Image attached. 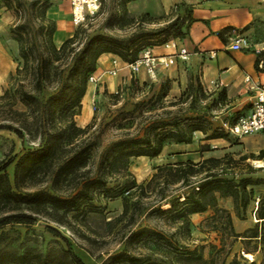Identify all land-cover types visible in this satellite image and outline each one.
I'll list each match as a JSON object with an SVG mask.
<instances>
[{
    "label": "rangeland",
    "instance_id": "374dc122",
    "mask_svg": "<svg viewBox=\"0 0 264 264\" xmlns=\"http://www.w3.org/2000/svg\"><path fill=\"white\" fill-rule=\"evenodd\" d=\"M50 1L52 5L55 3V0ZM10 2L8 6L7 0H0V94L9 91L4 99H0V122H10L11 98L14 108L26 109L15 89L23 83L32 90L31 76L24 70L17 72L18 66L23 67V60L11 28L16 23L28 21L33 34L36 32L37 45L48 52V44L41 40L39 33L44 22L42 6L46 2ZM142 3L151 12L161 6L160 0H144L139 4ZM120 9L121 0H103L100 11L90 15L83 24L76 25L71 20L73 33L83 28L91 33L120 36L136 32L143 35L141 42H148L147 38L152 36L150 42L165 43L178 37L182 21L184 25L190 24V16L184 14L181 17L180 5L174 4L162 15H147L146 12L132 15L129 11L135 22L120 28L112 14L119 13ZM163 27L166 29L156 34V30ZM55 42L61 46L59 37ZM80 44L76 41L70 46ZM121 66L117 75L112 76L109 72L105 75L108 82L89 80L91 86H96L94 96L89 100V88L82 100L81 112L75 116L79 126L91 125L89 132L76 141L89 137L97 141L93 156L81 169L82 173L88 169L96 173L101 169L105 164L102 154L110 141L128 131L136 132L144 122L158 124L159 121L177 120L186 131L191 124H201L208 129L207 132L195 131L193 142L186 147L167 143L162 151L163 157L132 156L128 170L106 173L107 186L96 189L91 200H85L78 210L67 213L63 223L51 216L39 215L32 225L0 227V234L5 233V242L12 241L16 246L35 244L47 251L60 245L67 246L64 238H68L72 249L86 264H250L253 260L255 264H264V236L263 239L250 237L255 232L264 234V225L260 227L254 216L256 207L264 198V167H256L253 162L255 159L264 161V157L261 158L264 156V132L250 134L248 136L252 139H247V136L236 137L228 133L224 127V123L246 110V103H235L225 89L203 80L199 64L190 59L187 62L179 60L177 66L159 70L156 78H151L143 68L130 79L123 61ZM54 75L52 68L51 80L44 90L46 95L54 89ZM164 92L167 95L159 99ZM139 100L147 102L134 108V103ZM91 113L90 121L80 125ZM207 134L215 137L208 139ZM40 144V135L24 130L23 136H19L11 129H0V166L14 158L6 168L13 183L17 159ZM190 161L195 163L194 167ZM209 173L251 182L247 185L248 204L245 209L241 207L239 213L233 197H218L217 200L219 207L232 214L234 230L240 236L233 234L225 212H216L214 207L183 215L185 196L197 191L195 186L200 185ZM33 187L49 189L50 182L43 180ZM51 228L59 230L61 235H55ZM136 230L143 232L131 238V232ZM121 251L138 256L139 261H117L115 256ZM249 251L254 254V259L244 254Z\"/></svg>",
    "mask_w": 264,
    "mask_h": 264
},
{
    "label": "trees",
    "instance_id": "16d2710c",
    "mask_svg": "<svg viewBox=\"0 0 264 264\" xmlns=\"http://www.w3.org/2000/svg\"><path fill=\"white\" fill-rule=\"evenodd\" d=\"M8 6L11 5L10 0ZM19 1V0H17ZM40 2L41 0H37ZM133 0H121L119 13H112L113 19L119 22V27H125L135 22L131 16L128 3ZM41 17L44 21L40 26L41 40L48 44V52L37 45L36 32H32L28 21L16 23L12 28L14 39L17 41L23 67H17V72L24 70L31 76L32 90L21 84L15 89L25 110L14 108L11 98L10 122H0V129L7 128L23 136V131L40 135L41 144L35 149L23 153L16 161L14 168V183L10 179L7 164L0 166V227L8 224H34L39 215H48L63 223L64 216L73 210H78L85 200L93 198L96 189L106 187L108 179L106 173L128 170L132 156H158L167 143H192L195 131L207 132L201 124H191L186 131L180 121L156 124L144 122L136 132L128 131L123 136L110 141L102 154L104 166L96 173L88 169L85 173L81 169L89 163L96 148L97 141L92 137L77 142V138L89 132L91 125L79 126L75 116L81 112L82 100L87 93L90 76L98 69V61L104 53H114L124 60L131 62L148 47L161 44L164 41L141 42L142 34L133 32L129 36L95 32L87 29H76L72 36L64 39L58 47L55 42L57 30L56 20L48 15L52 6L50 0H44ZM147 15L149 13L146 12ZM184 22L179 27L178 37L185 35ZM166 29L163 27L156 30ZM76 41L79 46H70ZM40 46V47H39ZM147 46V47H146ZM59 62L58 64H54ZM55 71L53 91L46 95L44 90L51 80V69ZM225 93V91H224ZM9 91L0 94L4 99ZM167 92L159 95L162 99ZM139 100L134 108L146 103ZM147 120V119H146ZM130 123V122H128ZM127 124V123H126ZM123 124V125H126ZM122 125V127H123ZM171 126V128H168ZM208 139L214 138L207 134ZM264 156H261L263 158ZM191 167L194 162L190 161ZM108 168V169H107ZM109 170L108 172H106ZM195 172L198 171L194 170ZM41 175L39 178H37ZM50 182V188H34L40 181ZM246 180L236 181L227 176L207 174L197 191L185 196V216L204 212L214 207L216 212H225V218L235 236L232 214L218 205V197L231 196L237 212L248 204ZM29 188H25V187ZM174 201H172L173 203ZM239 215V214H238ZM256 223L264 225V198L256 207L254 213ZM55 235L60 231L51 228ZM143 230L131 232L130 237L140 235ZM264 234L255 232L250 237H260ZM67 246L60 245L47 251L39 249L35 244L16 246L13 242H5V233L0 234V264H86L82 257L71 247L70 239L64 238ZM251 252V251H249ZM115 258L128 260L132 263L139 261V257L121 251ZM253 260L250 264H255Z\"/></svg>",
    "mask_w": 264,
    "mask_h": 264
},
{
    "label": "crops",
    "instance_id": "0c3cea01",
    "mask_svg": "<svg viewBox=\"0 0 264 264\" xmlns=\"http://www.w3.org/2000/svg\"><path fill=\"white\" fill-rule=\"evenodd\" d=\"M141 1L144 0L129 2L128 8L132 15L142 12L162 15L171 5H180L181 17L184 14L190 16V24L184 25L185 35L182 37L191 50L190 61L199 64L202 79L207 83L216 85L220 80L224 82L225 85L221 88L235 99V103L245 102L247 111L253 94L249 91L246 76L250 75L264 83V69L258 66L260 58L264 57V51L257 53L255 50L264 47V0H160L161 6L156 12L149 11L144 3L139 4ZM71 10L70 0H55L48 11V15L57 23L55 41L57 37L61 39L58 44H62L64 39L73 35L74 29L70 24ZM238 35L245 36L246 43L244 48L235 50L232 49L231 44ZM152 49L155 53L168 52L163 44L156 45ZM115 56L116 54L110 52L100 56L98 69L95 72L97 81L108 82V77L105 75L109 71L104 70L112 66ZM122 61L126 62L123 59ZM89 88L91 89L89 100H91L96 86L89 84L86 96ZM92 115L93 113L83 121L81 115L80 125L87 124ZM260 133L262 132L255 134ZM246 136L247 139H252ZM173 144L186 147L190 143ZM159 155L163 157L162 152ZM262 171L264 174V168Z\"/></svg>",
    "mask_w": 264,
    "mask_h": 264
},
{
    "label": "built area",
    "instance_id": "2783aa9c",
    "mask_svg": "<svg viewBox=\"0 0 264 264\" xmlns=\"http://www.w3.org/2000/svg\"><path fill=\"white\" fill-rule=\"evenodd\" d=\"M72 21L76 25L83 24L90 15H95L101 9L103 0H70ZM246 37L238 35L231 44L232 49L238 50L245 47ZM163 45L168 49L165 53H155L152 47L145 48L134 61L125 64L129 68V77L135 78L144 68L151 78H156L159 70L177 66L178 61L187 62L191 55V50L185 44L183 38H173ZM257 53L264 51V47L256 48ZM121 57L116 55L112 60L109 73L117 75L121 70ZM260 69H264V57L258 62ZM92 82L97 81V76H90ZM246 81L249 83V91L253 97L248 110L242 112L234 120L224 123L226 131L236 137H243L264 131V83L257 81L252 76L247 75ZM224 82H216V86L222 87ZM257 220V219H256Z\"/></svg>",
    "mask_w": 264,
    "mask_h": 264
},
{
    "label": "bare ground",
    "instance_id": "6f19581e",
    "mask_svg": "<svg viewBox=\"0 0 264 264\" xmlns=\"http://www.w3.org/2000/svg\"><path fill=\"white\" fill-rule=\"evenodd\" d=\"M256 167H264V161L262 159H255L253 160ZM248 258L254 259V254L252 252H245L244 253Z\"/></svg>",
    "mask_w": 264,
    "mask_h": 264
}]
</instances>
